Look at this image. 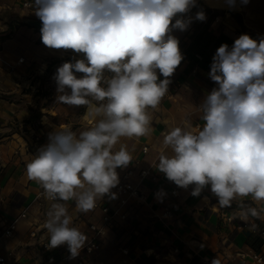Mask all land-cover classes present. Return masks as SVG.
Returning a JSON list of instances; mask_svg holds the SVG:
<instances>
[{
	"label": "clouds",
	"instance_id": "9594fccd",
	"mask_svg": "<svg viewBox=\"0 0 264 264\" xmlns=\"http://www.w3.org/2000/svg\"><path fill=\"white\" fill-rule=\"evenodd\" d=\"M249 0H241L246 5ZM234 8L236 0H225ZM42 22L41 38L50 49L73 50L83 58L64 62L54 76L56 102L85 106L94 126L77 135L70 128L49 133L27 163L29 179L53 201L44 224L51 250L67 245L72 258L79 255L88 236L72 227L65 203L87 213L97 199L120 183L117 168L127 167L132 155L126 145L113 151L122 137L145 136L152 116L168 93L169 77L184 59L173 30L185 31L193 19L205 21L197 0H32ZM173 20L175 22L173 23ZM164 79L160 80L157 74ZM74 72L83 73L78 78ZM110 73L111 75H106ZM209 76L217 87L198 106L202 129L191 123L164 136L172 155L161 153L158 171L193 196L209 187L218 207L237 204V217L253 229L264 219V37L240 35L229 47L222 44L213 56ZM157 197L166 193L161 190ZM211 264H221L214 258Z\"/></svg>",
	"mask_w": 264,
	"mask_h": 264
},
{
	"label": "crops",
	"instance_id": "0c3cea01",
	"mask_svg": "<svg viewBox=\"0 0 264 264\" xmlns=\"http://www.w3.org/2000/svg\"><path fill=\"white\" fill-rule=\"evenodd\" d=\"M23 1L0 0V32L8 28V22L12 23L13 29L10 37L0 40V255L4 256V264H39L43 260L39 239L49 238L44 224L51 206L43 198H35L42 187L27 175L26 165L34 158L28 151L32 145V133L28 131L29 126L23 127L20 121L28 114L25 105L28 94H20L19 90L30 84L31 74L37 70L40 72L47 59L61 54H80L70 49H50L43 44L40 31L23 23L17 24L20 23L19 17L38 18L34 14L35 6L23 7ZM207 9L221 16L220 21L212 23L209 28L210 35L214 37L225 35L233 43L242 34H248L258 42L264 37V0H249L246 5L236 0L234 8H230L225 0H197V7L188 15L194 18L197 11L202 10L206 14ZM194 21L187 30H173L171 35L178 40L188 39L193 32ZM19 58H22L21 62ZM186 62L183 59L176 70H181ZM209 73L201 68L194 73L191 70L179 88H168L159 106L149 109L152 123L147 135L122 137L116 144L113 151L119 150L123 144L133 157L127 167L136 171L149 168L158 177L155 181L145 179L142 182L140 196L123 209L128 214L127 218L106 227L99 249L83 255L88 264H211L214 258H218L221 264H231L241 251L253 249L250 242L254 235L248 239L252 231L248 223L223 222V215H237V204L241 198L234 201L231 208L221 209L209 187L200 196H193L194 185L181 188L158 171L161 153L172 155L171 149L163 143L164 136L171 129L184 127L185 120L191 123V131L202 129L204 121L198 106L217 87ZM157 74L160 79L158 70ZM80 117L81 128L86 127L87 130L94 126L87 118L86 110ZM144 145L147 146L145 153L142 152ZM122 170L117 168L116 171L120 173ZM129 180L135 183L137 176L133 175ZM172 189L178 191L177 196L171 194ZM161 190L166 193L162 201L156 195ZM243 199L254 207H264V202H254L251 197ZM115 201L116 198L105 195L96 202L113 205ZM62 203L66 204L72 217L70 226L85 233L89 239L88 225H100V209L81 213L74 200ZM166 207L172 211L170 218L161 216ZM25 208L27 216L19 218L12 236H1L6 222ZM255 224L264 228V219L256 220ZM33 229L37 234L30 237L29 232ZM122 247H127L128 252L123 253ZM67 248L66 244L61 245L56 252L61 253ZM74 261L61 260L58 264H74ZM247 264L254 263L249 261Z\"/></svg>",
	"mask_w": 264,
	"mask_h": 264
},
{
	"label": "built area",
	"instance_id": "2783aa9c",
	"mask_svg": "<svg viewBox=\"0 0 264 264\" xmlns=\"http://www.w3.org/2000/svg\"><path fill=\"white\" fill-rule=\"evenodd\" d=\"M23 7L32 8L34 5L32 4V0H24L22 2ZM221 16L219 14H215L210 23L208 30L212 23L220 21ZM189 43V39H179V47L181 54L185 55V49ZM196 57L200 58L199 54H196ZM19 62L22 61V58L18 59ZM198 67H194L192 69V72H196ZM170 79V77L168 78ZM197 128L200 126L197 124ZM147 151V146L144 145L142 147V152L145 153ZM132 167H125L123 170L118 173L119 174V180L120 183L117 185L116 188H113L112 191L117 194L116 201L113 205L104 204V203H97L96 207L99 208L102 216H101V222L100 225L91 223L88 225V229L90 231V237L88 241L86 242L85 246L80 250V253L75 258L71 257V254L67 249L63 250L61 253L56 252L57 248L49 249L47 247L48 238H40V245H41V251L43 255V260L39 264H58L61 260H69L74 259V264H88L86 258L83 255H89L94 252H96L99 249L100 246V238L102 234L105 231L106 227H109L111 224L116 223L120 220H125L127 218L126 210H123L124 207L129 205V202L132 199L138 198L140 196V186L142 182L145 179H151V180H157L158 175L155 172L150 171L149 168H141L138 171H136ZM133 175L137 176V181L135 183H132L129 178ZM171 194L173 196L178 195V191L176 189L171 190ZM36 199L43 198L50 206L53 203V201H50L46 199L43 196V189H41L35 196ZM27 208H25L23 211L20 212V214L13 218L12 220H9L6 222V225L4 229L2 230L1 236L10 237L12 236L17 221L19 218H24L27 216L26 212ZM161 216L164 218H170L172 217V211L169 207H166L163 212L161 213ZM223 222L226 224H237L240 225L242 222L237 215L235 214H226L223 215ZM252 232L257 234L262 240H264V228H252ZM37 234L36 230H31L29 232L30 237H35ZM121 251L123 253H127L128 249L127 247H122ZM249 261H251L254 264H262L264 263V243L257 249H251L248 248L244 251H241L238 254V259L233 261L231 264H247ZM5 259L3 255H0V264H4Z\"/></svg>",
	"mask_w": 264,
	"mask_h": 264
},
{
	"label": "rangeland",
	"instance_id": "374dc122",
	"mask_svg": "<svg viewBox=\"0 0 264 264\" xmlns=\"http://www.w3.org/2000/svg\"><path fill=\"white\" fill-rule=\"evenodd\" d=\"M82 55V53L76 56L61 54V56H55L47 59L42 65L43 68L41 67L42 69L40 72L37 70L31 74L29 81L30 84L23 86L19 90L20 94H28L25 103L28 114L20 121L23 122V127L27 125L29 126L28 131L31 130L32 145L28 147V151H30L33 155H35L42 146L49 142V133L56 129L61 130L67 127L76 132L77 135L86 130V127H80L82 125V122H80V116L85 112L86 107H75L56 102L57 84L54 79L57 69L64 62H71L74 58L78 59ZM55 58L59 59V62L52 63L51 69L46 72L45 68L47 64ZM74 74L78 78L84 75L83 73L76 72H74ZM106 75L111 74L106 73ZM180 86L181 84L175 85V83H170L168 88H179ZM88 127L90 126H87V128Z\"/></svg>",
	"mask_w": 264,
	"mask_h": 264
},
{
	"label": "trees",
	"instance_id": "16d2710c",
	"mask_svg": "<svg viewBox=\"0 0 264 264\" xmlns=\"http://www.w3.org/2000/svg\"><path fill=\"white\" fill-rule=\"evenodd\" d=\"M206 20L201 22L198 20H195L192 27L193 32L189 36V43L185 49V55L184 59L187 61L184 67L173 73V75L170 77L171 84L175 83V85H180L185 80L186 76L191 72V70L196 66L198 68L211 71V64L213 60V56L216 53V50L222 45L227 44L229 47H231L234 43L232 40H230L225 35H219V36H212L210 35V32L208 30L209 23L212 19V17L215 14H218L217 12H214L210 9L206 10ZM231 14L235 17V13L231 12ZM22 24V23H17ZM8 28L2 32H0V40L6 39L10 37V35L13 32L12 29V23L8 22ZM42 40V39H41ZM196 54L200 55V58L196 57ZM83 58V55L79 57L78 59ZM59 62V59L55 58L52 59L51 62H49L45 68V71L48 72L51 69V64ZM71 62H74L72 60ZM163 76H160V80H162ZM256 228H261L260 226H256ZM251 234L254 235L252 237V241L250 242V246L257 250L262 243H264V240H262L257 234L251 231L248 235L251 238Z\"/></svg>",
	"mask_w": 264,
	"mask_h": 264
},
{
	"label": "water",
	"instance_id": "95a60500",
	"mask_svg": "<svg viewBox=\"0 0 264 264\" xmlns=\"http://www.w3.org/2000/svg\"><path fill=\"white\" fill-rule=\"evenodd\" d=\"M20 23L33 27L34 29L41 32L42 22L39 18H32V17H19L18 18Z\"/></svg>",
	"mask_w": 264,
	"mask_h": 264
}]
</instances>
